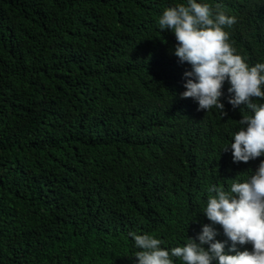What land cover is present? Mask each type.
Instances as JSON below:
<instances>
[{
	"label": "trees",
	"instance_id": "16d2710c",
	"mask_svg": "<svg viewBox=\"0 0 264 264\" xmlns=\"http://www.w3.org/2000/svg\"><path fill=\"white\" fill-rule=\"evenodd\" d=\"M197 2L235 16L230 42L264 63V0ZM178 3L0 0V264H137L131 232L183 246L211 224L208 187L264 160L222 152L250 114L227 82L225 116L181 99L191 65L158 25Z\"/></svg>",
	"mask_w": 264,
	"mask_h": 264
},
{
	"label": "clouds",
	"instance_id": "9594fccd",
	"mask_svg": "<svg viewBox=\"0 0 264 264\" xmlns=\"http://www.w3.org/2000/svg\"><path fill=\"white\" fill-rule=\"evenodd\" d=\"M237 23L235 16L226 15L222 6L215 10L208 3L186 0L163 10L158 19L160 30H170L177 41L174 55L181 63L191 65L186 71L181 99L191 98L198 111L218 109L224 116L225 82L230 87L228 103L233 109L243 105L250 114H242L239 130L233 134L230 146L234 163H248L264 156V63L250 66L230 42L231 28ZM247 178L238 174L228 189L211 185L202 214L211 224H205L196 239L188 238L183 246L170 249L153 234L129 233L138 249L134 256L137 264H264V160ZM246 171V172H248ZM214 193V194H213ZM219 225L227 240H215ZM197 240L199 243H197ZM231 247L225 251V246ZM204 245H208L205 247ZM250 245L251 250L246 246ZM245 250L240 251L238 247ZM234 253V254H229Z\"/></svg>",
	"mask_w": 264,
	"mask_h": 264
}]
</instances>
